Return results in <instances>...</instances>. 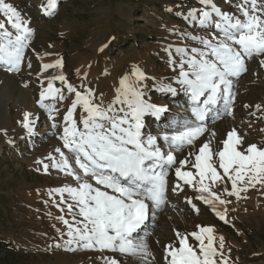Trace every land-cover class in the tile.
Returning a JSON list of instances; mask_svg holds the SVG:
<instances>
[{
	"label": "snow or ice",
	"instance_id": "obj_1",
	"mask_svg": "<svg viewBox=\"0 0 264 264\" xmlns=\"http://www.w3.org/2000/svg\"><path fill=\"white\" fill-rule=\"evenodd\" d=\"M57 2L46 0L45 15L54 14ZM201 3L203 9L189 11L184 19L197 24L208 35L183 33L182 38L199 46H177L175 55L173 46L165 49L170 66L177 72L176 82L189 95L194 120H173L171 130H162V135L146 132L144 117L159 119L167 108L145 99L143 81L147 76L138 67L121 77L114 98L107 104L102 98L97 100L90 88L83 91L74 88L62 73L49 76L38 104L49 110L50 118L54 119L51 113L57 109L54 103L45 101L65 100L54 81H61L67 92L74 94L63 116L60 146L48 154L47 162L43 159L35 162L42 165L46 174L50 168L56 169L74 181L48 193L50 197H59L54 201L56 206L71 217H57L65 230L54 247L111 252L130 258L133 264H157L146 239L149 235L146 222L150 212L154 216L155 210L167 201L170 173L177 180L171 188L173 193L184 190L179 183L183 182L194 192L187 199L189 204L193 199L203 201L225 222L227 209L223 212L217 209L231 201L223 194L239 199L240 193L250 187H264V145L246 144L236 128L226 132L222 148L213 151L211 141H204L195 153L188 151L185 158H179L187 149L196 148L199 138L208 131L204 121L214 106L222 101L224 112L233 115L234 80L247 71V61L264 57V0H226L238 14L222 10L215 0ZM29 24L30 20L11 2L0 0V65L8 72L20 71L34 35ZM260 64L264 66V59ZM62 67V59L42 65L45 71ZM160 90L176 92L171 85H162ZM256 107L260 110L259 105ZM22 115L18 123L31 134L35 118L27 111ZM56 127L53 123L52 128ZM0 132L7 135V130ZM211 135L214 137L215 131ZM193 156L194 159H189ZM216 158L218 167L212 162ZM189 165L195 172L185 170ZM217 182L221 185L230 182V190L216 187ZM197 227L198 231L191 233L174 230L175 240L164 246V264H228L223 236L217 246L213 227ZM100 259L103 264H122L117 256Z\"/></svg>",
	"mask_w": 264,
	"mask_h": 264
},
{
	"label": "rangeland",
	"instance_id": "obj_2",
	"mask_svg": "<svg viewBox=\"0 0 264 264\" xmlns=\"http://www.w3.org/2000/svg\"><path fill=\"white\" fill-rule=\"evenodd\" d=\"M8 2L30 20L34 35L19 72H8L0 67V129L7 130V135L0 132V241L8 246L0 250V264H103L101 256H117L122 264H133L130 258L116 253L83 248L66 251L53 246L65 230L57 217H71L56 206L54 201L59 197H50L48 193L74 181L56 169L50 168L46 174L42 165L35 162L41 159L47 162L48 154L60 146L58 137L64 127L63 116L74 94L68 93L61 81H54L63 91L65 100L54 102L57 111L51 113L52 119L49 110L38 104L40 93L47 87L50 75L62 73L74 88L81 91L90 88L97 100L102 98L107 104L114 98L121 77L138 67L147 76L143 81L145 99L172 107L164 120L161 115L159 119L154 117V122L153 116L146 115V132L162 135V130H171L173 120H192L191 107L186 104L189 95L176 82L177 72L170 66L165 49L173 46L175 55L177 46H199L182 38V34L207 36L208 33L184 17L189 11H199L205 6L201 0H58L54 14L49 16L44 13L46 0ZM215 3L224 11L238 14L226 0H215ZM57 59L63 60L62 68L47 71L42 68L43 64ZM261 59L264 57L247 61V74L234 82L233 115L222 111L223 104L219 103L216 109L219 118H211L213 115L205 118L208 131L199 138L196 148L179 154L180 159L185 158L188 151L195 153L204 141H211L213 151L222 148L223 137L230 128H236L246 144L264 145ZM162 85H171L177 96L161 91ZM19 89L23 92L21 98L17 97ZM25 111L35 118L31 134L19 129L18 121ZM79 114L80 109L77 119ZM53 123L56 128H52ZM212 162L218 167V158ZM38 167L41 171H37ZM185 170L195 172L190 165ZM174 184V174L170 173L167 201L155 210L154 216L150 212L153 217L147 222L146 239L157 264H164V246L175 240L174 230L198 231V225L213 227L217 246L223 236L228 264H264V187H250L240 193L239 199L223 194L231 201L217 209L221 212L227 209L225 222L204 203L202 206L193 203L199 209L193 212V205L186 203V199L194 196L193 189L183 186L182 192L173 193ZM215 186L230 190V182L226 185L217 182ZM211 210L213 213L209 212Z\"/></svg>",
	"mask_w": 264,
	"mask_h": 264
},
{
	"label": "bare ground",
	"instance_id": "obj_3",
	"mask_svg": "<svg viewBox=\"0 0 264 264\" xmlns=\"http://www.w3.org/2000/svg\"><path fill=\"white\" fill-rule=\"evenodd\" d=\"M7 78H8L9 80H11L10 77H7ZM22 94H23V92L19 89V93L17 94V97H18V98H21ZM0 99H1V98H0ZM0 104H1V100H0ZM22 119H23V117H22ZM19 129H21V131H23L24 133L26 132V134H29V133L27 132V130L24 129V128L21 126V124L19 125Z\"/></svg>",
	"mask_w": 264,
	"mask_h": 264
},
{
	"label": "trees",
	"instance_id": "obj_4",
	"mask_svg": "<svg viewBox=\"0 0 264 264\" xmlns=\"http://www.w3.org/2000/svg\"><path fill=\"white\" fill-rule=\"evenodd\" d=\"M8 248L7 244H4L0 241V250H6Z\"/></svg>",
	"mask_w": 264,
	"mask_h": 264
}]
</instances>
